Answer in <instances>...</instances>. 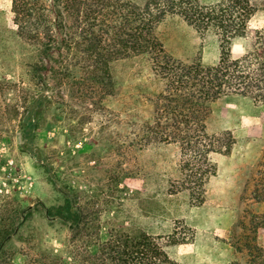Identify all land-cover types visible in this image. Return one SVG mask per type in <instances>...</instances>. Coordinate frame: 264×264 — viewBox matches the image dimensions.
Segmentation results:
<instances>
[{
    "label": "trees",
    "instance_id": "trees-1",
    "mask_svg": "<svg viewBox=\"0 0 264 264\" xmlns=\"http://www.w3.org/2000/svg\"><path fill=\"white\" fill-rule=\"evenodd\" d=\"M256 6H249L247 0L213 4L203 0H11L16 35L33 47L34 55L25 62V81L0 77V123L17 129L20 150L44 169L48 182L62 195L60 205L41 206L50 224L57 222L69 233L62 249L38 250L35 256L26 253L29 259L23 264H173L167 243L171 239L181 242L183 236L165 234L162 229L156 232L150 222L141 228L131 217L118 218V205L113 202H105L107 209H114L112 218L104 219L106 209L99 203L98 192L87 189L81 203L82 191L65 183L61 172L39 156L43 149L34 140L37 132L66 120V131L74 137L77 125L105 116L106 101L116 96L111 63L144 55L155 82L162 85L148 97L155 105L152 118L132 124L127 146L139 151L146 146L176 147L172 175L162 172L160 176L169 177L164 189L156 186L152 191L184 193L200 204L209 177L216 173L209 156L229 153L233 143L229 132L208 131L210 105L232 95L264 104V36L248 40V51L237 58L223 52L217 62L204 65L198 55L189 59L171 56L161 29L167 20L180 18L200 36L206 32L217 35L220 47L226 48L232 39L246 37L244 20ZM107 113L110 121L113 112ZM135 173L125 172L120 179L135 177ZM251 196L257 202L264 199L257 188ZM1 201L0 258L5 257L4 264H16L7 256L6 246L32 214V206ZM245 247L250 264H264V248L256 237Z\"/></svg>",
    "mask_w": 264,
    "mask_h": 264
},
{
    "label": "rangeland",
    "instance_id": "rangeland-1",
    "mask_svg": "<svg viewBox=\"0 0 264 264\" xmlns=\"http://www.w3.org/2000/svg\"><path fill=\"white\" fill-rule=\"evenodd\" d=\"M247 1L249 6H258L244 20L246 37L234 38L229 47L221 48L217 35L206 32L200 36L191 25L174 17L161 29L166 51L176 59L198 55L204 65L217 62L223 52L232 58L241 56L248 51V40L264 36V0ZM203 2L213 4L218 0ZM33 55V47L16 35L11 0H0V77L25 81V62ZM111 73L116 96L105 103L107 112H113L111 120L107 112L96 116L91 122L77 125L74 137L66 131L67 120L51 130L43 129L34 140L35 146L43 149L39 156L61 172L65 183L85 190V194L80 193L81 203L87 189L98 192L99 203L106 209L102 212L104 219L112 218L114 209H107L105 202H113L118 205V218L131 217L141 228L150 222L156 232L162 229L165 234L183 236L181 242L171 239L167 243L173 264H230L234 260L250 264L245 245L256 237L264 248V199L257 202L251 196L255 188L264 195V104L232 95L222 96L210 105L208 131L229 132L233 143L229 153L209 156L216 173L209 177L203 201L196 205L184 193L152 191L156 186L164 189L169 177L160 176L162 172L172 175L176 147L146 146L139 151L127 146L126 136L132 124L137 126L152 118L155 105L149 103L148 97L162 85L155 82L148 58L139 55L118 59L111 63ZM9 96L5 95L6 100ZM19 144L17 129L8 122L0 123V202L21 201L23 206H32L33 211L6 246L7 256L23 264L29 259L26 253L35 256L38 250L62 249L69 233L64 226L50 224L45 218L41 204L57 206L63 197L48 182L44 169L30 154L21 151ZM130 171H136L135 177L120 179ZM4 259L0 258V264Z\"/></svg>",
    "mask_w": 264,
    "mask_h": 264
},
{
    "label": "crops",
    "instance_id": "crops-1",
    "mask_svg": "<svg viewBox=\"0 0 264 264\" xmlns=\"http://www.w3.org/2000/svg\"><path fill=\"white\" fill-rule=\"evenodd\" d=\"M209 1H215V0H209Z\"/></svg>",
    "mask_w": 264,
    "mask_h": 264
}]
</instances>
